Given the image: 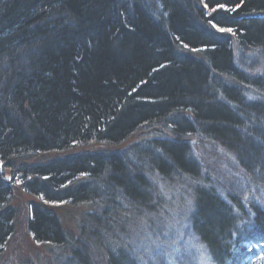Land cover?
<instances>
[{
  "label": "trees",
  "instance_id": "1",
  "mask_svg": "<svg viewBox=\"0 0 264 264\" xmlns=\"http://www.w3.org/2000/svg\"><path fill=\"white\" fill-rule=\"evenodd\" d=\"M91 144L104 150L48 156ZM193 147L264 187V0H0V255L18 214L8 169L40 199L25 229L56 264H90L83 239L115 242L118 217L149 220L176 193L211 264L258 261L264 201L219 193ZM45 204L92 212L72 238Z\"/></svg>",
  "mask_w": 264,
  "mask_h": 264
},
{
  "label": "rangeland",
  "instance_id": "2",
  "mask_svg": "<svg viewBox=\"0 0 264 264\" xmlns=\"http://www.w3.org/2000/svg\"><path fill=\"white\" fill-rule=\"evenodd\" d=\"M145 134H139L128 142L136 143L144 139ZM125 146V145H124ZM115 148L119 150L124 148ZM104 150L98 145L77 147L62 154H51L49 157L67 156L84 152H96ZM216 150V148H214ZM112 151V150H111ZM219 160L211 166L212 162L206 155L200 156L199 150L193 156L202 163L208 175L214 179L221 194H227L231 198L245 200L246 195H251L260 202L264 201V187H253L246 179L245 174L225 154L216 150ZM45 156V155H44ZM47 157V156H46ZM207 164V167L205 165ZM211 166V167H210ZM1 167V166H0ZM217 168V170L215 169ZM3 175L12 183V194L9 206L16 210L17 218L14 221V234L6 243L0 255V264H56L52 253L47 246L36 244L25 229L29 204L40 202V199L30 197L21 189L20 176L13 170L3 169ZM218 177H222L219 181ZM212 179V180H213ZM225 181V183L223 181ZM162 189V187L160 186ZM182 196V197H181ZM173 197H181V201L172 202ZM161 211L154 213L148 220L141 215L133 219L132 215L118 217L117 227L113 230L116 239L111 242L104 232L96 235L97 244L83 239L80 248L85 251L90 264H107L106 252L113 248L127 254L137 264H211L208 254L192 233L186 211L189 206V198L180 193L165 198ZM253 199V200H255ZM255 200L254 204H260ZM154 207L156 203L152 204ZM59 221L62 229L71 236L77 238L82 222L88 223L86 216L92 212L89 205L71 206L68 204H45ZM185 212V213H184ZM89 225V224H88ZM92 227V225H89ZM122 233V234H121ZM251 264H264V255L251 262Z\"/></svg>",
  "mask_w": 264,
  "mask_h": 264
},
{
  "label": "bare ground",
  "instance_id": "3",
  "mask_svg": "<svg viewBox=\"0 0 264 264\" xmlns=\"http://www.w3.org/2000/svg\"><path fill=\"white\" fill-rule=\"evenodd\" d=\"M202 7H203L204 9H206L204 5H202ZM213 29H214L217 33H219V34H222V33H224V32H227V30H223V31H222L221 29H218L217 27H213Z\"/></svg>",
  "mask_w": 264,
  "mask_h": 264
},
{
  "label": "snow or ice",
  "instance_id": "4",
  "mask_svg": "<svg viewBox=\"0 0 264 264\" xmlns=\"http://www.w3.org/2000/svg\"><path fill=\"white\" fill-rule=\"evenodd\" d=\"M221 7H223L222 5H221ZM214 27H215V25H214ZM223 31V30H222ZM228 31H231V29H228Z\"/></svg>",
  "mask_w": 264,
  "mask_h": 264
}]
</instances>
